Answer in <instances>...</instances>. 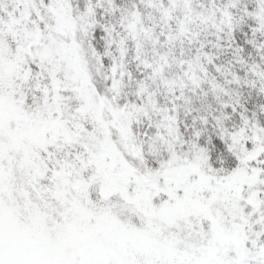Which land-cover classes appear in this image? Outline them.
I'll list each match as a JSON object with an SVG mask.
<instances>
[{
    "label": "snow or ice",
    "instance_id": "snow-or-ice-1",
    "mask_svg": "<svg viewBox=\"0 0 264 264\" xmlns=\"http://www.w3.org/2000/svg\"><path fill=\"white\" fill-rule=\"evenodd\" d=\"M0 264H264V0H0Z\"/></svg>",
    "mask_w": 264,
    "mask_h": 264
}]
</instances>
